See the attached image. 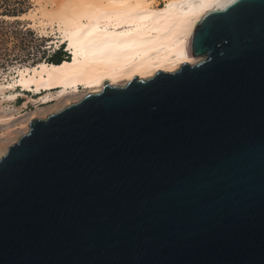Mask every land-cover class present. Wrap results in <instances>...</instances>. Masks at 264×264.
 Wrapping results in <instances>:
<instances>
[{
  "label": "water",
  "instance_id": "1",
  "mask_svg": "<svg viewBox=\"0 0 264 264\" xmlns=\"http://www.w3.org/2000/svg\"><path fill=\"white\" fill-rule=\"evenodd\" d=\"M186 45L6 146L0 264H264V0H217Z\"/></svg>",
  "mask_w": 264,
  "mask_h": 264
},
{
  "label": "bare ground",
  "instance_id": "2",
  "mask_svg": "<svg viewBox=\"0 0 264 264\" xmlns=\"http://www.w3.org/2000/svg\"><path fill=\"white\" fill-rule=\"evenodd\" d=\"M216 2L34 0L27 11L6 17L27 20L29 28L48 38L54 51L64 45L68 58L57 64L41 59L17 66L11 80L2 86L46 89L44 102L59 101L69 95L98 91L103 78L122 85L134 74L147 77L157 68L171 71L182 61L193 63L200 57L187 50L189 30ZM51 87L56 98L46 97ZM13 96L8 94V98Z\"/></svg>",
  "mask_w": 264,
  "mask_h": 264
},
{
  "label": "rangeland",
  "instance_id": "3",
  "mask_svg": "<svg viewBox=\"0 0 264 264\" xmlns=\"http://www.w3.org/2000/svg\"><path fill=\"white\" fill-rule=\"evenodd\" d=\"M33 4L34 0H0V88L5 86L7 80H11L10 76L14 74L15 67L31 65L56 54L53 48L47 46L48 38L29 28L27 20L6 17L8 14L25 12ZM12 88L3 87L4 92L0 93V154L9 143L27 130L31 117H44L83 94L44 102V91L33 95L32 92H16ZM9 93H14V96L8 98ZM56 95L55 89H50L46 97L56 98Z\"/></svg>",
  "mask_w": 264,
  "mask_h": 264
},
{
  "label": "trees",
  "instance_id": "4",
  "mask_svg": "<svg viewBox=\"0 0 264 264\" xmlns=\"http://www.w3.org/2000/svg\"><path fill=\"white\" fill-rule=\"evenodd\" d=\"M6 14V13H4ZM3 14V15H4ZM8 15H17L16 13H12V14H8ZM55 55L49 56L47 57V59L45 58V60L50 61V62H54V63H60L65 57L68 58V54L63 50V49H58ZM19 100V98H17V101Z\"/></svg>",
  "mask_w": 264,
  "mask_h": 264
}]
</instances>
